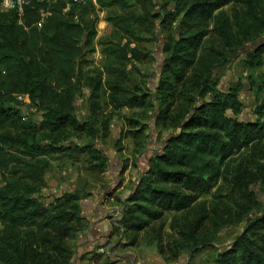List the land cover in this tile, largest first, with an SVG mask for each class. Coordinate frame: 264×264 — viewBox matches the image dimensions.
<instances>
[{"label": "trees", "instance_id": "16d2710c", "mask_svg": "<svg viewBox=\"0 0 264 264\" xmlns=\"http://www.w3.org/2000/svg\"><path fill=\"white\" fill-rule=\"evenodd\" d=\"M154 1L164 10L159 23L168 33L160 41L165 55L154 90L156 117L172 131L124 199L120 228L132 244L147 236L166 261L181 249L211 242L223 227L241 223L260 208L252 187L264 190V102L254 120L238 119L243 107L238 91H219L213 74L244 42L258 39L262 43L247 52L245 61L264 67V0ZM96 3L131 6L128 0H88L73 7ZM64 5L65 0H32L23 25L15 11H0V173L22 171L27 181H42L40 156L63 152L82 135L97 137L94 122L75 115L83 86L90 89L93 109L99 107L101 87L113 109L140 106L146 98L121 80L125 64L145 56L122 38L135 36L133 24L145 17H125L123 37L104 49V70L82 82L76 59L81 39L90 47L94 31L86 32L87 23L74 20V9L63 12ZM104 73L108 77L102 82ZM16 94L28 95L40 115L24 120L20 111L6 107L4 100H16ZM16 150L29 159L17 157ZM27 181L0 183V264H69L68 240L81 229L79 195L65 193L46 205ZM168 217L179 237L163 244ZM218 264H264V212L247 219Z\"/></svg>", "mask_w": 264, "mask_h": 264}, {"label": "rangeland", "instance_id": "374dc122", "mask_svg": "<svg viewBox=\"0 0 264 264\" xmlns=\"http://www.w3.org/2000/svg\"><path fill=\"white\" fill-rule=\"evenodd\" d=\"M128 1L131 6L124 9L118 5L100 7L96 3L88 4L85 8L72 6L68 10L74 9L75 21L84 25L87 23L86 32L89 29L94 31L90 47L84 46L85 37L81 39L82 52L76 59V74L82 76V82L87 77L98 78V73L104 70V49L113 46L114 42L123 37L121 22L129 13L143 16L145 19L142 24H133L136 35H126L122 41L129 39L131 45L145 56L128 61L121 78L128 89L137 94H145L143 103L140 106L113 109L108 103V91L101 87L99 107L93 109L88 99L90 89L83 86L76 97L75 115L79 121L94 122L97 137L91 139L82 135L74 144L69 143L67 150L40 156L41 162L37 167L42 171V181H27L22 171L13 174L5 171L0 173V183L15 179L22 185L27 181L35 187L34 195L46 205L54 203L57 197L65 193L79 195L77 204L81 229L74 231L68 240L72 249L69 264H218L219 254L229 248L243 232L247 219L264 212V190L259 186L252 188L260 201V208L253 210L241 223L223 227L211 237V242L193 250L181 249L175 259L165 261L155 243L147 236L141 235L137 243L132 244L131 235L120 228L124 199L148 169L150 159L160 152V143L172 131L170 127L164 128L162 120L157 119L159 104L154 101L157 74L165 55L160 41H163V37L167 38L168 34L159 23L164 10L160 9L161 4L156 6L154 0ZM224 9L230 14L229 5ZM152 14L157 16L150 19ZM250 43L251 41H246L243 44L250 46ZM248 51L249 48L243 52L236 51L213 74L219 91L231 88L238 91L243 107L237 117L246 121L254 120L259 115L257 109L264 102V67L246 62ZM102 76L104 82L108 75L104 73ZM203 99L209 100L210 96ZM150 101H153V107ZM4 105L20 111L24 120L40 115V111L30 105V102L24 104L17 100H4ZM88 143L92 146H87ZM74 146L78 148L75 149ZM93 150L98 151L94 157ZM15 154L23 160L29 159L20 150H16ZM100 155L104 157L103 161L99 158ZM99 201H102V211L98 215ZM179 218L182 220L183 215ZM169 222L170 217L163 227V244L169 241L171 243L179 237ZM176 223L174 221L173 224ZM103 225H107L108 229H103Z\"/></svg>", "mask_w": 264, "mask_h": 264}, {"label": "built area", "instance_id": "2783aa9c", "mask_svg": "<svg viewBox=\"0 0 264 264\" xmlns=\"http://www.w3.org/2000/svg\"><path fill=\"white\" fill-rule=\"evenodd\" d=\"M88 0H65L63 12L70 10L72 6L84 5ZM95 2V0H91ZM32 0H0V11L13 10L17 15V23L23 25L24 10L31 4ZM15 98L17 101L30 102L28 95L16 94Z\"/></svg>", "mask_w": 264, "mask_h": 264}, {"label": "water", "instance_id": "95a60500", "mask_svg": "<svg viewBox=\"0 0 264 264\" xmlns=\"http://www.w3.org/2000/svg\"><path fill=\"white\" fill-rule=\"evenodd\" d=\"M261 43H262V40L261 39H258V40L254 41V42H251L250 43V46H247V45L242 46L239 51L243 52L244 49H246V48H249V51H254L256 49V47L259 44H261ZM170 135H171V133L168 134V136H170ZM113 187H114V185H112V188ZM101 204H102V201H99V203H98V211H97L98 215L100 213ZM103 229H106L107 230L108 229V226L107 225H103Z\"/></svg>", "mask_w": 264, "mask_h": 264}, {"label": "crops", "instance_id": "0c3cea01", "mask_svg": "<svg viewBox=\"0 0 264 264\" xmlns=\"http://www.w3.org/2000/svg\"><path fill=\"white\" fill-rule=\"evenodd\" d=\"M102 210H100V213H101Z\"/></svg>", "mask_w": 264, "mask_h": 264}]
</instances>
